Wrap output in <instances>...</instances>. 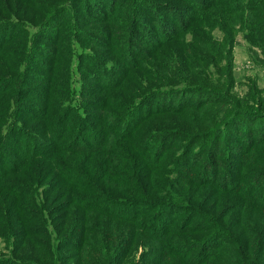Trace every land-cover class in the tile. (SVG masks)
Returning a JSON list of instances; mask_svg holds the SVG:
<instances>
[{
	"label": "trees",
	"instance_id": "trees-1",
	"mask_svg": "<svg viewBox=\"0 0 264 264\" xmlns=\"http://www.w3.org/2000/svg\"><path fill=\"white\" fill-rule=\"evenodd\" d=\"M119 1L0 0V264H264V131L239 132L264 100L197 88L238 35L264 54V0Z\"/></svg>",
	"mask_w": 264,
	"mask_h": 264
},
{
	"label": "rangeland",
	"instance_id": "rangeland-1",
	"mask_svg": "<svg viewBox=\"0 0 264 264\" xmlns=\"http://www.w3.org/2000/svg\"><path fill=\"white\" fill-rule=\"evenodd\" d=\"M109 2L110 0H90V4L92 5V7L95 9V7L98 8H103V9H107L109 6ZM120 4L118 6L120 7H126L131 5V1L130 0H120L119 1ZM118 2V3H119ZM160 2V1H159ZM139 15V14H138ZM144 23L142 21H139L137 24L142 23L143 27H140L137 30L138 33V37L139 39H141L142 41H144V43L146 44L147 41H149L152 45L157 44L160 39H162V37L166 38V23L168 21H170L171 19L169 18L168 15H166V13L163 12H144ZM71 21L68 20L67 23H69L70 25H74L71 28L73 30H75L77 28V24H76V20L72 14V16H70L69 18ZM74 19L75 23H72V20ZM156 21L157 24H159L161 21V25H165L164 28L159 27V30L156 31L157 29L155 28V26L152 24V21ZM80 28V27H79ZM222 39V35L219 31L215 30L212 34V40H221ZM119 44V43H118ZM88 45V44H87ZM116 45V43H115ZM87 51H91L90 55L91 58L89 59L91 61V63H95L96 64V68H94V70H92L90 72V75L95 77V79L100 82L101 80L99 79H105L104 74H101V68H99V66L102 65L104 61V57L102 56V54H100L99 52L92 50L91 48H88V46H86ZM136 50L138 51H147L145 50V47H140V46H136ZM170 57V53L167 52ZM163 55V57L166 58V51L163 53H161ZM106 57V56H105ZM103 60V61H101ZM114 65V64H113ZM221 66H224L223 68ZM199 67V66H198ZM219 69V73L220 74H215L212 70H210L209 74L210 77L212 79H214L215 81H218L220 83V86L214 87L213 85H210L209 82H207L206 84H204V87H197V88H201L203 90H205V93H210L211 94V89H219L221 90L220 92L223 95H229V93H234L237 95V97H244L245 94L250 95L252 93L248 92L250 89V86L255 87L256 90L258 91V93H256V96H258L257 99L260 100H264V54L261 48L259 47H253L250 43L244 41L241 37V35H238L237 37V41L235 46L233 47L232 51L228 54L226 59L221 60L220 65L216 66V68H212L213 70ZM229 69L231 71V75L233 77L232 83H234V85H231L230 82L227 84V82L224 80V78H221L222 75H224V73L226 72V70ZM223 73V74H222ZM204 75H206L203 72V68L202 66H200L198 68V73L195 75L196 80L198 79H202L204 77ZM177 76L178 78L181 79V81H185V74L181 71L178 70L177 71ZM40 77V76H39ZM108 80L110 81L111 79H113V76H107ZM195 80V81H196ZM98 84V83H97ZM187 83L182 82V84H170L169 86H161L159 89L162 91H166L169 89H174V88H179V87H185ZM90 87H96V88H100L99 84L95 85V84H91V82H87L86 85H84L87 88V94H89L88 99L89 101H93V97L91 96L90 92H89V86ZM213 87V88H210ZM199 90V89H196ZM92 93V92H91ZM204 93V94H205ZM199 96H201V99H203L202 95L199 94ZM232 96V95H231ZM195 97L193 96H187L184 98H181V102L182 104H187L189 103V101L194 102L195 101ZM200 99V98H199ZM78 115L80 114V110H78ZM257 117V116H256ZM240 133H244L247 134L244 137V140L246 139V142L248 143V145L251 144V142L253 141L251 139V137L253 136L254 138H258L261 133H263L264 131V121L263 118L262 119H258V118H251L249 120V124H245L244 122H241V126H240ZM258 131V132H257ZM247 145V146H248ZM232 151L237 152L235 150L234 147H232ZM208 160V157L204 156L201 160H200V165L205 163ZM179 217L182 216L180 214H178ZM178 216H174V218L176 219ZM139 253L136 255L139 256ZM138 258V257H137Z\"/></svg>",
	"mask_w": 264,
	"mask_h": 264
}]
</instances>
